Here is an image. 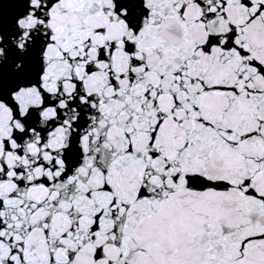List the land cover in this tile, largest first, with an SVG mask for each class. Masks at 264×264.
<instances>
[{
    "label": "snow or ice",
    "instance_id": "6c2138e0",
    "mask_svg": "<svg viewBox=\"0 0 264 264\" xmlns=\"http://www.w3.org/2000/svg\"><path fill=\"white\" fill-rule=\"evenodd\" d=\"M0 264H264V0H0Z\"/></svg>",
    "mask_w": 264,
    "mask_h": 264
}]
</instances>
